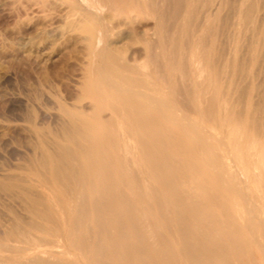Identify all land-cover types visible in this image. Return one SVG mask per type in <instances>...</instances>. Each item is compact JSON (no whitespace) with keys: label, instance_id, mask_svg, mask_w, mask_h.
<instances>
[{"label":"bare ground","instance_id":"bare-ground-1","mask_svg":"<svg viewBox=\"0 0 264 264\" xmlns=\"http://www.w3.org/2000/svg\"><path fill=\"white\" fill-rule=\"evenodd\" d=\"M13 1L26 33L48 28L89 57L74 81L66 65L52 69L72 108L55 96L54 120L51 106L25 111L33 125L56 123L47 138L39 125L34 134L33 175L0 171L3 197L21 205L7 207L20 222L0 228V238L29 252L8 258L253 264V248L254 264H264V0H210L200 11L196 0ZM28 128L23 121L15 133L31 138Z\"/></svg>","mask_w":264,"mask_h":264},{"label":"rangeland","instance_id":"rangeland-1","mask_svg":"<svg viewBox=\"0 0 264 264\" xmlns=\"http://www.w3.org/2000/svg\"><path fill=\"white\" fill-rule=\"evenodd\" d=\"M4 1H5V3H13L14 1L12 0V1H10V0H1L0 1V22H1V24H0V166H2V169H0V171L1 170H7V171H9L10 173H12L11 172V170H13V173L16 171H18L17 173H18V175L20 176V173L24 176V174L26 175H30V176H32L33 175V171L29 168V161H28V159H30V155H31V151H30V149L33 147L32 146V144L35 146V145H37L36 143V141L33 139L34 138V136H36V138H38V139H40V137L41 136H38V135H34L35 133L36 134H38V131H40L41 130V127H42V130H41V132L42 131H47V133H44L43 132V135H42V133L41 132H39V134L41 133V135H42V138L43 137H45V135L46 134H48V133H50V130L48 131L47 129H49V127L48 126H51V131H52V129H54V127H52V126H54L56 123H55V121H53L54 122V125H53V123L50 125V123L52 122L51 120L52 119H48V117H47V119H48V121H47V119L45 120V122L47 123V124H42L41 126H40V124H39V120H37L36 122H38L37 123V125H33L31 122L29 123V121H25L26 120V118L28 119L29 117H27L29 114L31 115L32 113V115L31 116H34V114L36 115V113L38 112V106H39V108L40 107H44V105H45V107L48 109L50 106V109H49V111H46L47 109L44 107V110L46 111L45 112V114H47L48 112V114H47V116H50V117H53V120H54V117H56L57 118V116L56 115H58V113H59V111L58 112H56V102H53V101H55L56 100V98L58 99L60 96V94L58 93V92H56V91H58L57 90V88H55L54 89V87H55V84H56V81H55V79H54V74L53 75H51L53 72H52V69H57V72H58V68H59V70L60 69H62L63 67H62V65L64 64V65H66V66H68V65H70L68 68L65 66L64 68H66V69H64L65 71H70V72H63V69H62V73H64V74H67L66 75V77L69 79L70 77V79L69 80H73L74 81V79L73 78H75V80L76 79H78V78H80V77H78L79 75H78V73H80V71L82 72V71H84L85 69H86V67H87V60H86V63H85V59H88V55H87V52H82V51H80V53L79 52H76L77 51V47H78V45H80V44H78V43H74V42H70V43H68V42H64V41H61V42H59V41H53L52 39V35H51V33L49 34V33H47V30L48 31H50V29H48V28H45L44 30H42L41 28H39V29H41V30H39L38 28V30H36V28H34L35 30L34 31H36V33L37 34H39L41 31V33L37 36V35H34V34H36L35 32H33V28L32 29H29V33H30V31L32 30V32L34 33H26L27 31H28V29H23V24H24V21L22 22V16H20L21 14V12L19 11V9H18V7L15 5V2L12 4L11 3V6H10V4L8 5V4H4ZM6 1H8V2H6ZM205 1V2H204ZM201 0V1H198V0H196V1H194V2H197L196 4H194V2H193V5H195V10L197 11H200V10H202L201 9V7L203 8L205 5L207 6V5H211L210 7L209 6H207V8L209 7V8H211L213 5L211 4V1L210 0ZM207 1V2H206ZM217 1V0H216ZM229 2L228 3H230L231 2V0H228ZM81 2L82 3H84L83 2V0H81ZM199 2H200V6L198 7V4H199ZM202 2V3H201ZM205 3V4H204ZM213 3H214V1H213ZM203 6H202V5ZM4 5V6H3ZM8 5V7H11L10 9H11V11L10 10H8L9 8L8 7H5V6H7ZM85 5H86V2H85ZM228 6H229V4H228ZM196 7H198V8H196ZM12 8H15V9H13L12 10ZM2 9V10H1ZM5 9H7L6 11H5ZM17 9H18V11H17ZM11 13H13V14H11ZM14 11H15V14H14ZM16 12H17V14H16ZM6 13H8V14H6ZM10 13V14H9ZM20 14V15H19ZM8 15V16H7ZM10 15H12V16H10ZM21 17L20 19H21V22H20V19H19V16ZM4 17V18H3ZM14 17H15V19H14ZM18 17V18H17ZM7 18V19H6ZM12 18V19H11ZM11 19V20H10ZM18 20V23H17V20ZM16 21V23H17V27H18V32L16 31V29H17V27L16 26H14L15 24H14V22ZM11 21H14L13 23H11L10 24V22ZM7 22V23H6ZM14 24V25H13ZM22 26H20V25ZM2 25H4V26H2ZM11 25V26H10ZM11 28H13V29H11ZM11 31V33H9ZM26 31V32H25ZM44 31H46V32H44ZM21 32V33H20ZM25 32V33H24ZM52 32V31H51ZM12 33H15L14 34V36H13V34ZM16 33H18V34H16ZM23 33V34H22ZM43 33H46L45 35H43ZM10 35H11V37H10ZM15 35H17V36H15ZM24 35V36H23ZM34 35V36H33ZM50 35V36H49ZM22 36V37H21ZM46 36V38H44V40L42 41L41 39L43 38V37H45ZM40 37V38H39ZM11 38V39H10ZM19 38V39H18ZM52 41H51V40ZM39 40V41H38ZM50 40V41H49ZM38 42V43H37ZM51 42V43H50ZM53 42V43H52ZM54 42H55V45H54V47H53V45L52 44H54ZM60 43V44H59ZM71 43H72V45H73V50L71 49V47H70V45H71ZM21 44H22V47H21ZM25 44V45H24ZM50 44L52 45V46H50ZM59 44V45H58ZM20 45V46H19ZM69 45V47H68V49H67V46ZM71 45V46H72ZM56 46H59V47H56ZM64 46V47H63ZM77 46V47H76ZM83 45H81V47H82ZM51 47H52V49H51ZM61 47V48H60ZM79 48L78 49V51L79 50H81L82 48L83 49H85L84 47H82V48ZM63 48V50H65L66 52L64 53V51H63V53H62V50H60V49H62ZM74 48H76V49H74ZM58 49H59V51H58ZM18 50V51H17ZM71 50L73 51V52H76V53H78L77 54V56L78 55H80V56H78L77 58H80V59H76L75 57H76V55H74V53H71ZM76 50V51H75ZM69 53H68V52ZM84 51H87L86 49L84 50ZM4 53V54H3ZM61 53V54H60ZM75 53V54H76ZM69 54V56L71 57L72 55L71 54H73V56L71 57V58H69L68 56H67V58H66V56H63V55H68ZM83 54V55H82ZM26 55V56H25ZM57 55V56H56ZM59 55V56H58ZM82 55V56H81ZM86 55L88 56V57H86ZM65 60V62L63 61V59L61 58V57ZM75 56V57H74ZM59 57V58H58ZM74 57V59H76V61L74 60V59H72ZM83 57V58H82ZM58 58V59H57ZM62 60H61V59ZM68 58L70 59V61H72L73 62V60L77 63V64H79V65H76V63L75 62H70L69 60H68ZM85 58V59H84ZM62 61V62H64V63H62L60 60ZM81 59H83V60H81ZM68 60V61H67ZM78 60H79V62H81V63H79L78 62ZM59 62V63H58ZM69 63V64H68ZM71 63L74 65V66H72L71 65ZM37 65V66H36ZM56 65H57V67H56ZM71 66H72V68H71ZM78 66V67H77ZM81 68H80V67ZM82 66H83V68L84 69H82ZM71 68V70H69ZM56 69L55 70H53L54 72L56 71ZM79 69V70H78ZM51 70V72H49ZM73 70V71H72ZM78 70V71H77ZM4 71H5V73H4ZM47 71V73H45ZM59 71V72H60ZM7 72H8V74H7ZM78 72V73H77ZM89 72V71H88ZM25 73H27V74H25ZM49 73H50V75L52 76V77H50V75H49ZM56 73V72H55ZM6 76H5V75ZM30 74V75H29ZM69 75V76H68ZM48 76H49V78H48ZM65 76V75H64ZM5 77H7V78H5ZM28 78V79H27ZM50 78H52L51 80H50ZM54 79V80H53ZM50 81H54L53 82V86H52V83L50 82ZM73 81H71V82H73ZM43 87V88H42ZM47 92V93H46ZM55 92V93H54ZM45 94V95H44ZM48 94V95H47ZM51 94V95H50ZM53 94V95H52ZM55 94H57V95H55ZM59 94V95H58ZM52 96H53V98H52ZM55 96H56V98H55ZM72 97L73 96H71V98H69V100L68 99H66V101H68V102H70V103H68L67 102V104H69V105H67V104H64V103H66V102H63L62 100V98H59L58 100L62 103V104H64L65 106H72V105H74L73 103H75V102H73L72 100L70 101V99H72ZM36 98H37V100H36ZM41 98H42V100H41ZM45 98V100H43ZM62 99V100H61ZM74 99V98H73ZM41 100V101H40ZM39 101V102H38ZM74 101H75V99H74ZM44 104H43V103ZM73 102V103H72ZM57 103H58V101H57ZM39 104V105H38ZM53 104V105H52ZM42 105V106H41ZM47 105V106H46ZM32 106V107H31ZM55 107V108H53L52 109V107ZM70 106V107H71ZM69 107V108H70ZM73 107V106H72ZM71 107V108H72ZM33 108V109H32ZM42 108H40L39 109V112H43L44 110L42 109ZM32 109V110H31ZM36 109V110H35ZM52 109V110H51ZM55 109V110H54ZM87 110H88V108H87ZM25 111L27 112V111H34V112H32V113H25ZM37 111V112H36ZM52 111V112H51ZM56 113H55V112ZM38 112V113H39ZM54 112V113H53ZM37 113V114H38ZM51 114H54L53 116L51 115ZM26 115V116H25ZM29 115V116H30ZM23 116H25V118L23 117ZM30 116V117H31ZM49 117V118H50ZM8 118V119H7ZM9 118H10V120H9ZM21 118V119H20ZM22 118L24 119V120H22ZM30 119V118H29ZM28 119V120H29ZM20 120H22V123H21V121ZM23 121H24V124H26L27 126H29L30 128H28V130L29 131H32V132H29L28 131V134L26 133V137L27 136H29V137H31V138H24V137H22L21 135H20V133H18V134H16L15 133V131L16 132H20V127H21V125L23 124ZM51 121V122H50ZM19 122V123H18ZM26 122V123H25ZM21 123V125H17V124H20ZM15 124V125H14ZM29 124H31V125H29ZM49 124V125H48ZM38 125H39V127H40V130H38ZM44 125H46V126H44ZM20 126V127H19ZM37 126V128H35ZM56 126V125H55ZM12 127V129H9V128H11ZM14 127H16L15 128V130L13 129ZM17 127L19 128L18 130H16L17 129ZM31 128H33V129H31ZM31 129V130H30ZM37 129V130H36ZM37 132H36V131ZM6 131V132H5ZM13 132H14V134H13ZM29 133H30V135H29ZM33 134V135H32ZM45 134V135H44ZM51 134V133H50ZM49 134V135H50ZM18 135V136H17ZM33 136V137H32ZM47 136L48 135H46V138H47ZM19 137H20V139H19ZM24 138V142H21V140ZM35 138V139H36ZM26 139H28V140H26ZM23 141V140H22ZM33 141H35V142H33ZM30 143V142H32V143H30L29 145H27L28 143ZM21 145H20V144ZM27 146H26V145ZM23 145V146H22ZM21 146V147H20ZM24 146H26L25 148H24ZM28 146H30V148L28 147ZM32 146V147H31ZM28 147V148H27ZM28 150V151H25V150ZM25 151V152H24ZM13 152V153H12ZM27 152V153H26ZM26 153V154H25ZM30 153V157H28L27 155ZM23 157V158H22ZM24 159H26V160H24ZM27 162V163H26ZM12 163H13V165H12ZM7 166H9V169H7ZM28 168H27V167ZM3 167H5V168H3ZM26 168V169H25ZM30 171V172H28V171ZM20 171H23V172H20ZM15 172V173H16ZM25 172V173H24ZM12 173V174H13ZM14 173V174H15ZM16 173V174H17ZM21 175V177H23ZM1 197H3V195H2V193L0 192V198ZM6 197V198H5ZM14 197V199H16V197H15V195L13 196ZM13 197H7V196H4L2 199H0V208H1V210L2 211H0L1 213H0V217L3 215V217H1L0 218V220H3V223H5V225L4 224H2L3 226H1V224H0V228H5V226L6 225H8V226H11L12 224H14L13 223V221L12 220H14L15 219V221L17 222V221H19V219H17V217L16 216H14L11 212H8L9 211V209L8 208H10L13 204L15 205V207H17V208H15V207H11V209H13V208H15V209H19L20 210V208H21V205H19V202H18V200L17 201H15V200H13ZM7 199V200H6ZM3 200H5L6 201V203L8 204H6L5 203V205H6V207L5 208H3L2 207V204L4 205V201ZM9 200L12 202H10L9 203ZM18 202V203H17ZM23 202V201H22ZM16 203V204H15ZM11 205V206H10ZM10 206V207H9ZM8 207V208H7ZM8 210H7V209ZM14 209V210H15ZM7 211V212H6ZM3 212H6V213H8V214H6V213H4V214H2ZM16 212H18L17 210H16ZM10 213L12 214V215H10ZM2 214V215H1ZM6 214V215H5ZM5 216V217H4ZM9 220H8V219ZM7 219V221H8V223H7V221L6 222H4V220H6ZM12 221V222H11ZM14 221V222H15ZM0 222H2V221H0ZM20 222V221H19ZM9 223L11 224V225H9ZM16 224V223H15ZM1 232V231H0ZM3 233L1 232L0 233V235H2ZM0 237H2V236H0ZM16 240L18 241V239L16 238ZM16 240H10V239H8V240H6V239H1L0 238V262H1V264H10L11 262L13 263V264H15V261L18 259V257L19 256H24V255H26L27 253H29L28 251L27 252H21V251H19L16 247L18 246H20L21 245V243L18 241H16ZM2 242H4V243H2ZM11 243H12V245L13 246H15L14 248L16 249V251L14 252V248H11L10 246V248L8 247V249L10 250V249H12V250H10L11 252H9V250H4L3 248L5 247V249L7 248V245L6 244H9V245H11ZM11 245V246H12ZM1 247H3V248H1ZM2 249V250H1ZM12 252H14V253H12ZM19 253V254H18ZM4 254H5V256H4ZM8 254H11V256L10 255H8ZM22 254V255H21ZM3 255V256H2ZM16 255V256H15ZM8 256H10V258L11 259H13V260H15V261H13V260H11L10 258H8ZM13 256V257H12ZM254 256V250H253V248L252 249H249V257L251 258V261L253 262V264H254V261H253V259H252V257ZM4 257V258H3ZM2 258L3 259H5L6 261H4V260H2ZM254 258V257H253ZM5 262V263H4Z\"/></svg>","mask_w":264,"mask_h":264}]
</instances>
